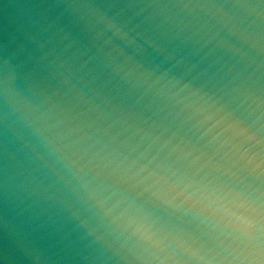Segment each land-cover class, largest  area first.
<instances>
[{"label":"water","instance_id":"95a60500","mask_svg":"<svg viewBox=\"0 0 264 264\" xmlns=\"http://www.w3.org/2000/svg\"><path fill=\"white\" fill-rule=\"evenodd\" d=\"M0 264H264V0H0Z\"/></svg>","mask_w":264,"mask_h":264}]
</instances>
